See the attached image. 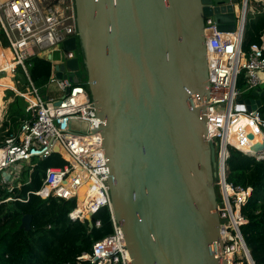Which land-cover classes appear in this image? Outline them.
Segmentation results:
<instances>
[{"label": "water", "instance_id": "obj_1", "mask_svg": "<svg viewBox=\"0 0 264 264\" xmlns=\"http://www.w3.org/2000/svg\"><path fill=\"white\" fill-rule=\"evenodd\" d=\"M74 3L77 37L63 50L77 57L57 65V76L71 72L75 84L87 76L103 122L112 210L132 263L227 264L213 253L222 245L215 145L208 141L206 105H194L192 97L210 92L206 21L212 17L220 32H235L238 0ZM237 104L248 112L263 106L257 98ZM81 127L86 133L87 124ZM70 129L78 130L77 123ZM31 222L24 217L22 229L31 230ZM86 222L92 233V213Z\"/></svg>", "mask_w": 264, "mask_h": 264}, {"label": "built area", "instance_id": "obj_2", "mask_svg": "<svg viewBox=\"0 0 264 264\" xmlns=\"http://www.w3.org/2000/svg\"><path fill=\"white\" fill-rule=\"evenodd\" d=\"M233 6L235 32H220L212 17L206 21L210 92L208 97L193 96L192 103L206 105L208 141L214 143L216 151V187L221 197L217 212L222 222V245H214V256L227 264H249L241 228L248 222L242 209L251 197L252 189L228 182L227 160L230 148L242 153L251 152L252 138L264 137L260 110L240 111L237 104L246 91L250 92L248 98L259 99L264 93V38L262 45H253L250 52L243 50L248 1ZM0 36V50L12 55L10 60L3 56L0 75L15 78L21 69L28 88L27 92H18L15 88L3 92L12 90L28 103V111L32 113V120L25 121L18 134L7 138L0 147L2 182L9 184L11 191L19 190L24 174L33 166L34 160L61 155L66 164L49 168L35 195L42 199H75L76 207L69 214L73 222L85 223L88 214L95 215L102 207H108L113 234L97 242L92 254L84 255L79 261L133 264L124 232L112 210L108 160L99 132L103 122L83 84H75L71 72L64 73L66 79L57 76V65L77 57L75 51L63 50L64 42L77 37L74 0H0ZM53 53H59L60 60H50L53 68L44 94L32 83L28 63L35 56L52 57ZM242 75L246 79L243 90L238 86ZM71 122L77 123L78 130L70 129ZM83 124H87L86 133L82 131ZM256 159L264 161V153ZM3 174L9 175L10 180L7 181ZM82 191L86 192V197L80 202Z\"/></svg>", "mask_w": 264, "mask_h": 264}, {"label": "trees", "instance_id": "obj_3", "mask_svg": "<svg viewBox=\"0 0 264 264\" xmlns=\"http://www.w3.org/2000/svg\"><path fill=\"white\" fill-rule=\"evenodd\" d=\"M242 1L238 0L239 3ZM248 6L249 11L250 6L254 7L255 11L247 17L243 42V50L247 53L253 45H262L264 38V3L248 0ZM3 42L6 44L4 39ZM28 64L32 83L46 94L45 87L51 76L53 63L48 57L35 56ZM6 83H3L4 89L14 88ZM83 86L88 90L86 75ZM238 86L241 90L245 88L244 75L240 77ZM1 94L2 92L0 96ZM13 94L14 92L10 91L9 97ZM15 98L0 126V147L7 138L18 134L25 121L32 120L28 106L22 108L19 106L20 97ZM243 98H248V95ZM262 102L260 114L264 119V96ZM1 109L2 97L0 111ZM259 139L260 137H254L253 147L259 145ZM262 140L264 147V137ZM259 151L252 150L255 153ZM229 152L228 182L236 187L252 189L251 197L242 209L248 222L241 228V232L254 263L264 264V161H258L233 148H230ZM65 164L59 154H53L43 161L34 160L33 166L28 167L25 172L19 190L15 188L11 191L9 184H4L0 175V264H79V258L92 254L97 242L113 234L108 207H102L94 215L95 228L90 233L87 222H73L69 218L76 203L58 198L42 199L35 195L43 185L46 171L53 167H63ZM9 199L11 200L7 201ZM26 216L32 217L29 231L21 227Z\"/></svg>", "mask_w": 264, "mask_h": 264}, {"label": "rangeland", "instance_id": "obj_4", "mask_svg": "<svg viewBox=\"0 0 264 264\" xmlns=\"http://www.w3.org/2000/svg\"><path fill=\"white\" fill-rule=\"evenodd\" d=\"M253 1H256V0H253ZM263 3H264V1H263ZM254 11H255V8L254 7H252V6H250V11H249V15H252V14H254ZM248 15V16H249ZM79 56H80V60L82 61V54L79 52ZM52 60H54V61H59L60 60V54L59 53H53V55H52ZM7 82L6 84H10V85H13V87L18 91V92H27L28 91V88H27V82H26V78H25V76L23 75V73L21 72V69H19L18 71H17V73H16V77L15 78H11L10 79V77H8V78H6L5 77V75H0V82L1 83H4V82ZM84 81H85V75H84ZM6 89H4V91H5ZM10 91H12V90H8V91H6L5 93H6V96H8L9 97V92ZM246 94H244V95H249V91H246L245 92ZM3 96H4V92L2 91V94H1V96L0 97H2V99H3ZM18 95L16 94V93H14L13 95H12V97H9L8 99H7V102L5 103V105L7 104V108H8V105H10V104H8L9 102H10V98H12L13 99V101H14V99H16L15 97H17ZM19 97V96H18ZM22 98L20 97V100H19V106H21L22 108H26V106H28V103H26V101H24V100H21ZM9 101V102H8ZM6 111H7V109H6ZM2 119V120H1ZM3 120H4V115L3 116H0V126H1V123L3 122ZM262 137H260V139H259V145H257V147L259 148V147H263V143H262ZM216 191H217V197H218V202L220 203L221 202V197H220V192H219V189H217V187H216ZM246 261V259L244 260V262Z\"/></svg>", "mask_w": 264, "mask_h": 264}, {"label": "bare ground", "instance_id": "obj_5", "mask_svg": "<svg viewBox=\"0 0 264 264\" xmlns=\"http://www.w3.org/2000/svg\"><path fill=\"white\" fill-rule=\"evenodd\" d=\"M3 56H5L7 60H10L11 57H12V55L10 54L9 51L0 50V64L3 62ZM3 90H4L3 83L0 82V92H2ZM254 137L257 138V137H262V136H254ZM254 137L252 138V143H251V146H250L251 151L252 150H256V151L260 150V151H262L264 149V147H261V148L260 147L259 148L258 147H253V145H254V143H253ZM85 197H86V192L82 191L80 193V196H79V201L83 202L85 200Z\"/></svg>", "mask_w": 264, "mask_h": 264}, {"label": "crops", "instance_id": "obj_6", "mask_svg": "<svg viewBox=\"0 0 264 264\" xmlns=\"http://www.w3.org/2000/svg\"><path fill=\"white\" fill-rule=\"evenodd\" d=\"M259 1H264V0H256V2H259ZM263 78H264V76H263ZM264 96V95H263ZM263 96H261L259 99L260 100H262V97ZM7 97H6V93L4 92V96H3V99H2V101H3V109H1V113H0V116H3L4 115V117L6 116V114H7V111H8V108L6 107L7 106V104L5 105V103L7 102ZM10 100V102L8 103V104H11L12 102H13V99L12 98H10L9 99ZM263 103V102H262ZM8 107H9V105H8ZM6 109H7V111H6ZM2 120V119H1Z\"/></svg>", "mask_w": 264, "mask_h": 264}]
</instances>
